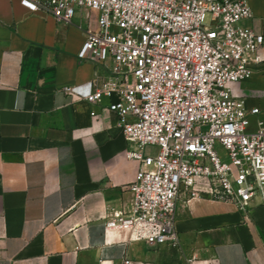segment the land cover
Masks as SVG:
<instances>
[{"label": "crops", "instance_id": "crops-1", "mask_svg": "<svg viewBox=\"0 0 264 264\" xmlns=\"http://www.w3.org/2000/svg\"><path fill=\"white\" fill-rule=\"evenodd\" d=\"M240 22L264 35V0H247ZM96 11L78 10L72 23L32 12L21 0H0V264H264V205L247 218L208 199L180 200L179 246L131 241L105 228L127 209L139 164L108 99L91 104L63 91L89 94L105 64L78 58ZM251 75L231 84L249 114L248 131L264 123V46Z\"/></svg>", "mask_w": 264, "mask_h": 264}, {"label": "built area", "instance_id": "built-area-1", "mask_svg": "<svg viewBox=\"0 0 264 264\" xmlns=\"http://www.w3.org/2000/svg\"><path fill=\"white\" fill-rule=\"evenodd\" d=\"M32 12L72 23L78 10L96 11L81 60L113 61L110 76L92 91L65 93L107 108L129 144L125 157L139 167L131 202L105 218L131 241L179 246L180 200L228 203L244 213L264 205V123L248 131L249 114L231 84L261 61L264 35L241 25L247 0H21ZM125 259L122 264H128ZM190 257L187 264H195Z\"/></svg>", "mask_w": 264, "mask_h": 264}]
</instances>
